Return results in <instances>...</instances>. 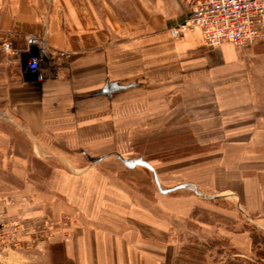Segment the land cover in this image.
Returning a JSON list of instances; mask_svg holds the SVG:
<instances>
[{
	"label": "crops",
	"instance_id": "0c3cea01",
	"mask_svg": "<svg viewBox=\"0 0 264 264\" xmlns=\"http://www.w3.org/2000/svg\"><path fill=\"white\" fill-rule=\"evenodd\" d=\"M195 2L0 0V264H172L221 199L264 229V43L173 39Z\"/></svg>",
	"mask_w": 264,
	"mask_h": 264
},
{
	"label": "rangeland",
	"instance_id": "374dc122",
	"mask_svg": "<svg viewBox=\"0 0 264 264\" xmlns=\"http://www.w3.org/2000/svg\"><path fill=\"white\" fill-rule=\"evenodd\" d=\"M154 150L161 158L163 148ZM122 165L127 170L141 164ZM61 224L65 227L66 217ZM172 243L176 249L172 264H264V229L241 212L236 201H212L193 220L178 221Z\"/></svg>",
	"mask_w": 264,
	"mask_h": 264
},
{
	"label": "built area",
	"instance_id": "2783aa9c",
	"mask_svg": "<svg viewBox=\"0 0 264 264\" xmlns=\"http://www.w3.org/2000/svg\"><path fill=\"white\" fill-rule=\"evenodd\" d=\"M194 28L202 31L208 47L231 43L247 49L264 43V0H196L190 14L181 24L172 28L170 34L173 39H178ZM25 42L28 69L36 74L37 81H41L53 54L40 38L28 36ZM0 54L14 58L22 54L14 48L1 28Z\"/></svg>",
	"mask_w": 264,
	"mask_h": 264
}]
</instances>
